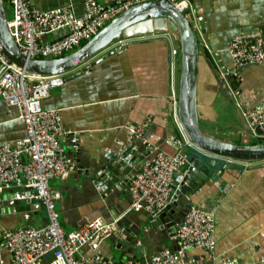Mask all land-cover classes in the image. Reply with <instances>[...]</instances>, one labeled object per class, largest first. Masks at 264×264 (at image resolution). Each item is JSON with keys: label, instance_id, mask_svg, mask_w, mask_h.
Listing matches in <instances>:
<instances>
[{"label": "crops", "instance_id": "0c3cea01", "mask_svg": "<svg viewBox=\"0 0 264 264\" xmlns=\"http://www.w3.org/2000/svg\"><path fill=\"white\" fill-rule=\"evenodd\" d=\"M29 1L39 11L68 8L76 16L84 12L82 0ZM188 1L193 12L187 16L193 19L200 45L197 85L200 127L232 134V128L238 127L236 110L244 112L246 108L264 104V65L245 67L239 76H234L227 84L232 94L229 101L220 91V83L227 76H221L216 58L203 46L220 55L219 64L232 68L227 45L235 36L259 31L264 23V0ZM7 11L11 12L9 7ZM63 34L61 31L46 36L44 41H56ZM177 52V41L163 34L118 40L69 73L79 72L78 77L65 79L61 86L49 90L42 105L59 111L63 127L59 142L71 164L66 177L49 183L50 189L60 195L56 204L60 224L71 232L96 218L112 221L123 217V227L119 224L116 232L103 237L97 250L115 264H121L128 259L122 257L124 252L120 248H115L113 235L140 229L139 236L130 239H139L138 257L150 258L162 248H170V242L175 240L166 237V227L178 220L190 203L213 215L216 258L210 260L206 252L193 249L185 254L186 264H220L221 260L264 264V162L235 163V169L213 173L199 182L190 196L184 197L182 207L156 229H150L148 215L128 211V184L124 181L130 182L131 175L121 176L124 179L115 185L114 191L104 192L95 187L94 175L101 158L122 151L129 143L127 151L138 163L135 171L153 154L174 155L185 146L170 142L171 138H177L178 132L173 101L178 79ZM146 120L150 123L144 135L132 139L129 130ZM24 135V124L16 109L0 101V146L12 147ZM173 185L180 187L176 179ZM14 192L0 190V233L3 229L45 226L46 216L40 205L15 200ZM12 202L14 207H10ZM128 250L132 252L130 247ZM94 254L84 247L78 256L90 258ZM0 256L8 263L1 239Z\"/></svg>", "mask_w": 264, "mask_h": 264}, {"label": "built area", "instance_id": "2783aa9c", "mask_svg": "<svg viewBox=\"0 0 264 264\" xmlns=\"http://www.w3.org/2000/svg\"><path fill=\"white\" fill-rule=\"evenodd\" d=\"M2 1L11 10L8 27L12 29L13 39L21 53L28 59H57L78 50L124 11L156 0H82L84 12L81 16H76L68 8L39 11L32 7L29 0ZM171 2L186 15L193 12L188 0ZM61 31L64 34L58 40L44 41L46 36ZM203 47L216 58L221 76H239L245 67L264 65V23L259 31L230 40L226 53L233 63L232 68L219 64L220 55L208 50L206 45ZM0 71V101L16 109L25 129L24 137L14 146H0V190H15V200L36 202L46 216V224L42 228L24 226L1 231L2 247L9 259L5 263L0 256V264H115L113 259L104 257L97 250L103 237L118 230L119 219L105 221L96 218L75 231L66 232L60 224L56 207L60 195L49 186L52 180L66 177L71 167L59 142L63 134L59 111L42 105L49 90L63 84V77L28 74L10 64L1 47ZM175 98L176 95H173L174 102ZM243 116L251 127L264 131V104L246 108ZM149 123L146 120L130 129L131 138L142 137ZM174 123L180 137L171 138L170 142L192 148L176 116ZM130 146L131 143L123 151ZM185 162V157L178 153L168 155L157 152L144 159L129 182V210L152 218L159 216L175 200L178 187L173 185V176ZM174 239L178 251L163 248L148 259H130L121 264H186L185 254L193 249L206 252L210 260L216 258L212 214L192 207L179 225ZM84 247L95 254L90 258H80L79 251ZM220 264L237 263L221 260Z\"/></svg>", "mask_w": 264, "mask_h": 264}, {"label": "water", "instance_id": "95a60500", "mask_svg": "<svg viewBox=\"0 0 264 264\" xmlns=\"http://www.w3.org/2000/svg\"><path fill=\"white\" fill-rule=\"evenodd\" d=\"M6 11L7 7L5 9L3 1L0 0V47L7 61L28 74L41 77L62 76L63 81L78 77L79 72L69 73L118 40L163 34L177 41L178 79L174 109L178 124L192 145V149L190 151L187 146H183L176 152L186 160L185 165L173 177V180L176 179L180 183L181 188L179 187L175 191V200L159 216L148 218L150 229H156L157 226L166 223L167 218L174 215L178 207H182L181 202L184 197L190 196L191 191L198 186V183L210 178L213 173L235 169V163L264 162V131L256 126L251 127L241 110H236L238 127L232 128V134L221 130L210 131L200 127L197 104L200 45L197 29L193 24L192 17L180 12L171 0L145 2L124 11L78 50L57 59L26 58L13 39L12 29L8 27ZM119 48L124 49V46H119ZM233 79L234 76L229 75L220 83V91L226 95L229 101L232 100V94L227 84H230ZM253 137H257L258 140H253ZM147 151L150 153L151 148H148ZM135 168H138V163L128 151L122 150L104 155L94 175L95 187L104 192L106 190L114 191L115 185L124 179L121 176L131 175L130 177H133L137 172L134 170ZM124 182L129 186L126 179ZM14 204L15 202H12L10 207H14ZM185 207L187 208L180 213L179 219L173 220L170 226L166 227V237L169 240L175 238L179 225L192 205L187 203ZM122 218H116L119 219L120 228L123 227ZM125 231H119L113 235L115 236L114 242L117 244L115 248H120L124 252L122 257L125 259L143 260L137 256L140 254L138 251L139 239H130V237H138L140 229L132 230V232H128V229ZM123 236L124 238H121ZM170 245L171 250H179L176 240L170 242ZM128 247L132 249V252L128 250Z\"/></svg>", "mask_w": 264, "mask_h": 264}, {"label": "rangeland", "instance_id": "374dc122", "mask_svg": "<svg viewBox=\"0 0 264 264\" xmlns=\"http://www.w3.org/2000/svg\"><path fill=\"white\" fill-rule=\"evenodd\" d=\"M5 9H6V6H5ZM7 12V18H8V20H11V14H10V12H8V11H6Z\"/></svg>", "mask_w": 264, "mask_h": 264}, {"label": "trees", "instance_id": "16d2710c", "mask_svg": "<svg viewBox=\"0 0 264 264\" xmlns=\"http://www.w3.org/2000/svg\"><path fill=\"white\" fill-rule=\"evenodd\" d=\"M176 137H180L179 133L177 132Z\"/></svg>", "mask_w": 264, "mask_h": 264}, {"label": "bare ground", "instance_id": "6f19581e", "mask_svg": "<svg viewBox=\"0 0 264 264\" xmlns=\"http://www.w3.org/2000/svg\"><path fill=\"white\" fill-rule=\"evenodd\" d=\"M179 10V9H178ZM180 11V10H179Z\"/></svg>", "mask_w": 264, "mask_h": 264}]
</instances>
